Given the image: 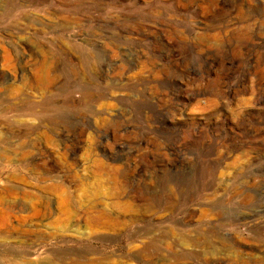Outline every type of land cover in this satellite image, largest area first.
<instances>
[{
	"label": "rangeland",
	"instance_id": "1",
	"mask_svg": "<svg viewBox=\"0 0 264 264\" xmlns=\"http://www.w3.org/2000/svg\"><path fill=\"white\" fill-rule=\"evenodd\" d=\"M0 264H264V0H0Z\"/></svg>",
	"mask_w": 264,
	"mask_h": 264
},
{
	"label": "bare ground",
	"instance_id": "2",
	"mask_svg": "<svg viewBox=\"0 0 264 264\" xmlns=\"http://www.w3.org/2000/svg\"><path fill=\"white\" fill-rule=\"evenodd\" d=\"M43 74H45V72ZM42 76L43 75H41V74H37V76H35V80H34L37 82V83L35 82V84H37L38 86L40 85L39 87H41V88L44 85V81H43ZM64 199H66V200H64V203L67 205V196H65ZM117 202L113 201V206H115V207H118L117 205L120 206V204H118ZM92 206L94 207V205H92ZM121 209H122V207H121ZM125 209L127 210V205H125ZM125 209H123V210H125ZM88 212L91 213L90 224H94L95 226L103 227L105 229H111L117 223V220L114 218H110L111 216H109L107 214V212L104 211V209H96L94 212L90 210ZM153 240H154V238H153ZM182 244H184V243H182Z\"/></svg>",
	"mask_w": 264,
	"mask_h": 264
}]
</instances>
